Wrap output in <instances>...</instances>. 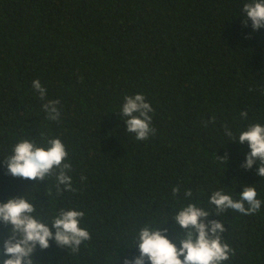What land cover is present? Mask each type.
<instances>
[{"label": "trees", "instance_id": "1", "mask_svg": "<svg viewBox=\"0 0 264 264\" xmlns=\"http://www.w3.org/2000/svg\"><path fill=\"white\" fill-rule=\"evenodd\" d=\"M251 2L0 0V203L26 198L30 215L50 227L61 211H84L91 236L75 252L54 240L37 246L33 264H123L139 255L146 226L167 229L180 247L188 230L174 216L190 203L210 212L202 218L209 227L224 224L235 255L223 264H264V203L252 215L217 214L209 203L216 190L238 199L245 186L264 202L259 164L242 167L251 149L238 142L250 124L264 125V28L254 30L242 12ZM36 79L47 89L43 101ZM135 94L153 107L156 132L144 141L120 115ZM48 100L60 101L58 122L46 119ZM53 138L69 153L71 190L57 179L62 166L43 181L7 173L16 143ZM18 239L0 221V264L9 258L5 242Z\"/></svg>", "mask_w": 264, "mask_h": 264}, {"label": "clouds", "instance_id": "2", "mask_svg": "<svg viewBox=\"0 0 264 264\" xmlns=\"http://www.w3.org/2000/svg\"><path fill=\"white\" fill-rule=\"evenodd\" d=\"M251 21L254 30L264 28V0H252L245 3L242 9ZM247 25V24H245ZM32 88L39 93L40 100L47 97V89L39 79L32 81ZM59 100H48L42 104L47 113L46 119L59 121L61 109ZM153 107L146 102L143 94L126 95L120 109L122 119H125L127 133L133 134L137 141L147 140L155 135L152 127ZM247 119V111L240 113ZM233 140H237L233 133H226ZM43 135V134H42ZM238 142L247 144L251 151L246 154L242 167L252 169L259 164L258 175L264 177V125L250 124L246 130L238 135ZM69 153L60 138L47 141L46 146H38L35 142L24 139L15 144L12 154L5 159L7 173L16 178L43 181L54 168L62 170L57 179L60 184L71 190L72 177L65 170H71V164L64 163ZM227 155L218 160L227 162ZM83 179H86L84 177ZM173 195L181 192L180 187L172 189ZM184 195L191 197L192 191L185 190ZM209 203L214 206L217 214L231 209L244 215H252L260 211L262 200L258 198L256 187L245 186L238 199L226 193L223 189L214 191L209 197ZM35 211L28 199L10 198L0 203V221L10 224L14 232L20 234L15 242H5V254L9 257L4 264H33L32 254L37 246L42 249L50 247V241H55L60 247H69L73 252L78 251L82 243L91 236L86 228L81 227L85 212L76 209L64 210L53 220L51 227L38 221L31 213ZM210 212L196 203L183 207L174 216L175 223L188 230L185 238L180 240V247L173 243L166 235L167 229L161 231L150 227L140 229L136 248L139 255L125 258L123 264H223L235 255L234 249L224 242L221 233L225 231L224 224L213 220L209 224L202 218H207ZM55 229V232L52 229ZM183 257V259H181Z\"/></svg>", "mask_w": 264, "mask_h": 264}]
</instances>
